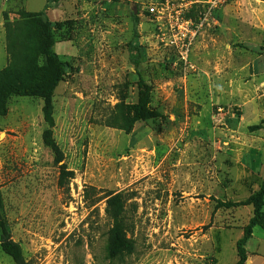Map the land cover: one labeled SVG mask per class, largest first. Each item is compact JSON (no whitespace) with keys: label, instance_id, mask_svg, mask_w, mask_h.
Returning a JSON list of instances; mask_svg holds the SVG:
<instances>
[{"label":"rangeland","instance_id":"rangeland-1","mask_svg":"<svg viewBox=\"0 0 264 264\" xmlns=\"http://www.w3.org/2000/svg\"><path fill=\"white\" fill-rule=\"evenodd\" d=\"M209 1L0 0V71L4 14L24 43L23 13L44 12L65 73L52 98V138L73 173L63 187L42 100L11 97L0 118L1 215L28 264L238 262L252 208L217 210L215 201H245L264 182V129L249 130L264 126V0H227L184 63L170 17L198 23ZM144 91L160 116L126 133L122 116ZM118 193L133 253L110 260L104 210ZM245 248L244 264H264V231L254 228ZM0 264H14L1 249Z\"/></svg>","mask_w":264,"mask_h":264},{"label":"trees","instance_id":"trees-1","mask_svg":"<svg viewBox=\"0 0 264 264\" xmlns=\"http://www.w3.org/2000/svg\"><path fill=\"white\" fill-rule=\"evenodd\" d=\"M61 0H52L58 3ZM48 6L46 7V9ZM23 18L28 26V32L24 43L19 42L16 37L20 28L16 21H10L4 14L5 39L8 51V63L0 71V118L5 117L8 112V101L11 97L38 98L43 102L42 115L47 126L44 132V142L51 150L54 163H62V153L52 138L54 127L52 98L58 84L64 78V64L59 61L54 52L55 38L53 26L48 21L44 12L23 13ZM131 58L134 63L139 60L136 47H131ZM43 59V65L40 60ZM159 113L149 106V95L147 91L140 94L137 105L133 108L131 117L123 115L119 128L130 133L133 126L150 119L159 117ZM264 129L262 125L249 128L251 132ZM58 185L63 187L73 173L67 171L64 164L59 165ZM127 198L123 193L110 196L106 200L104 210L106 218L111 223L107 237V254L110 260H118L133 253V248L127 239L128 222L125 216V205ZM215 209H236L243 206H251L252 217L243 230L242 237L236 242V253L238 262L244 264L247 260L246 244L252 238L253 229L259 228L264 231V182L259 190L242 202L215 201ZM0 200V249L8 256L14 264H28L23 256L20 245L14 242L7 230L5 221L1 215Z\"/></svg>","mask_w":264,"mask_h":264},{"label":"built area","instance_id":"built-area-1","mask_svg":"<svg viewBox=\"0 0 264 264\" xmlns=\"http://www.w3.org/2000/svg\"><path fill=\"white\" fill-rule=\"evenodd\" d=\"M227 0H210L202 14V18L198 23H193L190 19L182 18L180 12H176V17L173 20L170 17L168 23L170 30L173 32L174 41L172 45L178 50L180 58L184 63H188V59L192 50V46L198 33L203 29L205 24H208L212 18V14L223 6ZM164 8L151 7L149 12L153 15H162Z\"/></svg>","mask_w":264,"mask_h":264}]
</instances>
